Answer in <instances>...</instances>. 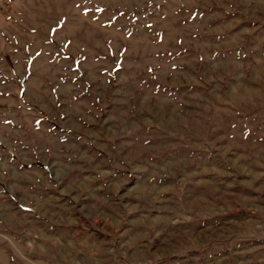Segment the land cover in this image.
Masks as SVG:
<instances>
[{"label": "rangeland", "instance_id": "374dc122", "mask_svg": "<svg viewBox=\"0 0 264 264\" xmlns=\"http://www.w3.org/2000/svg\"><path fill=\"white\" fill-rule=\"evenodd\" d=\"M0 264H264V0H0Z\"/></svg>", "mask_w": 264, "mask_h": 264}]
</instances>
